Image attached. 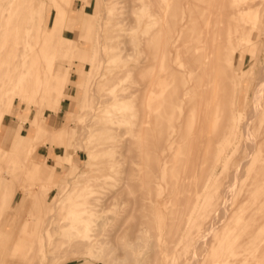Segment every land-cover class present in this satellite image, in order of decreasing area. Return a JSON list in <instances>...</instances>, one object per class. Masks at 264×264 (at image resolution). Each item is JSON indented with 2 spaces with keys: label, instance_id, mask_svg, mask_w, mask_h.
I'll return each instance as SVG.
<instances>
[{
  "label": "rangeland",
  "instance_id": "1",
  "mask_svg": "<svg viewBox=\"0 0 264 264\" xmlns=\"http://www.w3.org/2000/svg\"><path fill=\"white\" fill-rule=\"evenodd\" d=\"M89 1L109 24L70 60V40L60 59L29 47L22 64V45L0 50V146L28 152L14 206L12 166L0 172V264H264V0ZM70 8L69 39L83 16ZM29 14L42 25L49 0Z\"/></svg>",
  "mask_w": 264,
  "mask_h": 264
},
{
  "label": "bare ground",
  "instance_id": "2",
  "mask_svg": "<svg viewBox=\"0 0 264 264\" xmlns=\"http://www.w3.org/2000/svg\"><path fill=\"white\" fill-rule=\"evenodd\" d=\"M40 1L41 0H32V1L31 0H23V3H18L19 2L18 0H12L11 4L9 5V7L7 8V10L5 12L7 15L6 16H2V18L0 20V38H1V41H2V44L0 46V50L4 51V50H7V48L10 49L11 47L15 46L16 44L17 45H22V47H21V50H23V52H21L22 57H23L22 64L25 63L26 58L28 59L30 57V55H32V54H29L30 50L45 51V52H47V55L50 54L54 58L60 59V57H59V55L57 53V46H58V44H61L64 41H67V40H70V41H68V44L65 47L66 52H65V56H64L63 59L70 60L72 57H74L75 55H77L79 53V49L78 48L80 47V44L84 43L85 39H88L90 42L91 41L93 42L95 38H98L100 40V32L102 31V29L106 30L107 27H108L107 25L109 24V19H108L107 16H104L103 19L100 18L99 16L93 18L91 16L92 13H93L92 11H91V13L86 12V8H88L89 5H90L89 4L90 3L89 0H77L82 6V10H80V8H79V10L77 11L78 13H77L76 17H80V14L83 15L82 19H81L82 22H81L80 29H79L80 31H79V33H77L74 30V26L73 27L69 26V28L67 30L68 31L67 34H69L73 38H71V39L65 38L66 31H64V26H66L67 23H68V17L72 13H74V12H72V10L70 8L71 2H73V0H53V1L49 0L50 13L51 14L48 16L47 19H46V15H45V20H43L42 25H37L40 22V20L42 19V16L38 15V17H37V15L35 14L32 17H30V19H28V18H29V15H30L29 14L30 9L34 10L37 7V5H38V3ZM104 2H105V0H99L98 3L96 4L97 7L98 8H103ZM28 7H29V9H28ZM47 10H48V8L46 9V12H47ZM13 11L14 12L16 11V14H13ZM107 11H108L109 14H111L110 7L107 8ZM18 15L21 16V23H22L23 17L25 16L24 17V21H23L22 25H20V26L17 25V21H16V18H17ZM219 23H221V21ZM230 25H232V23ZM182 26H184V25H182ZM207 28H209V27H207ZM34 29H36L37 33L35 35H31L30 36L32 30H34ZM214 30H217V29L215 28ZM222 30H223V28H222ZM224 31H225V29H224ZM27 33H30V34L27 35ZM217 33L218 32H216V36H217ZM221 39L223 40V38H221ZM96 41H97V39H96ZM219 42L220 41H218V43ZM212 45L214 46V43ZM212 45H211V47H212ZM29 47H31L30 50H29ZM216 47H218V46H216ZM209 50H211V49H209ZM233 51H234L233 53H235V50H233ZM36 54L38 55V53H36ZM95 55H96V51H93V55H92L91 58H94ZM218 56L219 57H218V62L217 63H219V66H221L220 69H222L223 68V63H222L223 57H222V55L221 56L218 55ZM232 56H234V54H232L229 57H227L226 60H229V62H230V60L233 58ZM13 58H14V60L11 63L13 64L14 68H16V70H17L19 68V66L16 63L17 60H15V57H13ZM31 58H33V57H31ZM36 58H37V56H35V58H33L32 61H35ZM210 58L211 57L205 56L206 66L208 65L207 61H211V60H209ZM37 61H38V59H37ZM49 61H50V59H49ZM62 65L63 64L59 65V67H61ZM86 65H88L87 67L89 68L90 62H87ZM86 70L88 72V69H84L85 72H86ZM54 71L57 72V71H60V70H59V68L56 69V68H53V67H46V68L43 67V69L39 70L37 73H38V75L47 76V75H50ZM16 75L18 77L21 76V78H22L21 81H24L26 79V77L29 75V72L27 74L26 73H22V75H18V74H16ZM211 76L212 75L209 74V76L207 77V81H208L207 85L208 86L212 85ZM259 79L262 82H264V77L263 76L261 77V75H260ZM22 89L23 88H21V86L18 85V88L16 90H14L12 95L17 94ZM263 89H264V84L259 86V87H257V92L255 93L256 96L254 98L259 100V97L261 96ZM24 97L25 96H23L21 98L18 97V99L19 98L22 99ZM20 103L22 104V101ZM257 109H258L257 106L255 108H253V110L251 109V112H252L251 115L255 114V112H257ZM253 116H252V119H253ZM246 129H247V127L245 128V132H246ZM247 133L249 134L248 129H247ZM247 133H245V134H247ZM248 139H250V137H248ZM248 139L246 141H247V143L249 141L250 144H247V145L250 146V147L247 146V148L254 149L253 144L255 145L256 143H254L253 140L250 142V140H248ZM251 151L252 150H250V152ZM27 153L28 152H23L21 150H18L16 152L6 153V151L0 146V161L3 160L4 163H6L4 167H1V164H0V172L2 173L1 170L5 169V167L8 168V167L12 166V169L10 171L12 179H11L9 184H6L8 186L6 187V191L3 192V196L5 197V200H8L9 202H12V204H11L12 206H14V204H17V202L19 201V198L17 199L16 196H14L15 197L14 198L13 194H9L8 192H9V190L11 189V187L14 184L18 183L19 187H21V185L19 183V179H18L17 176H18V173L20 172V170L22 168V165L24 163V159L23 158L25 157V155ZM222 156L223 155L221 154L220 157H222ZM212 160H213V158H212ZM247 160L248 159H246L245 161L248 162ZM245 161L242 162L244 165L247 164ZM209 166L210 165H208V167ZM241 166H242V164H241ZM239 171L240 170H238L237 172H239ZM238 174H240V173H238ZM2 179L3 178H2V176L0 174V183H1ZM230 184H234V183H230ZM229 186H230V188L233 187L232 185H229ZM21 188L18 189V192L22 190ZM30 189L31 188H27L26 189L27 192L30 191ZM231 192L232 191L230 190V194L227 193V195H231L232 194ZM22 193L23 192H21V194ZM14 195H16V194H14ZM225 197L227 198L229 196H225ZM36 199L38 201V194H37ZM225 199H224V201H225ZM227 200H228V198L226 199V201ZM227 203L228 202H224V204H221L219 206V207H221V209H220V212L217 215L218 218L219 217H223V219L226 218V217H224V215L225 214L227 215V212H229L228 211L229 210L228 207L230 205V204L227 205ZM22 207L23 206H21V208ZM44 215H45V213H44ZM4 216H5V213H2L1 210H0V241H1V239L4 238V235H3L4 234V229L8 225V224H5L6 221L5 222L3 221L4 220ZM14 216H15V214H14ZM41 218H44V217H41ZM46 220L47 219H45V221ZM211 225H209V227ZM209 229H210V231L208 230L209 232H207V234H205V236L203 235V238L201 237V239L199 241V244H198L199 245V249L204 247L207 244V242H209L207 236L211 232L215 231L217 229V227H216V229H213L212 227L209 228ZM65 231H67V230H65ZM20 239H22V238H18L17 243H18V241ZM176 247L178 248V246H176ZM19 248H20V250H22V251H20L21 254H23L22 256H24V255L26 256L28 254V252H30V248L29 249L27 247L21 248L20 246H16L12 250H13V252L17 253L19 251ZM176 255H178V254H176ZM200 260H201V258H199L198 255L194 256V258L192 259V264H198V262H200Z\"/></svg>",
  "mask_w": 264,
  "mask_h": 264
}]
</instances>
